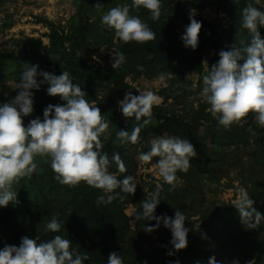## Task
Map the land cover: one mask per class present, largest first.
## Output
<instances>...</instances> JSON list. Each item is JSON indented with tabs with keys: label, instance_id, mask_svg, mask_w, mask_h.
Here are the masks:
<instances>
[{
	"label": "trees",
	"instance_id": "trees-1",
	"mask_svg": "<svg viewBox=\"0 0 264 264\" xmlns=\"http://www.w3.org/2000/svg\"><path fill=\"white\" fill-rule=\"evenodd\" d=\"M97 2L102 4L99 9L94 6ZM249 3L264 10L259 0H161L160 17L153 21L149 10L142 6L132 9L131 0H74L75 12L65 23L36 16L35 22L48 29L44 32L48 42L42 36L24 35L17 49L1 51L0 81L4 92L0 102L15 96L19 89L6 82L19 81L27 63L36 64L38 71L56 75L67 70L85 92V99L97 104L109 122L100 142L102 151L109 155V172L118 177L125 173L111 164L112 152L120 154L126 174L131 175L133 166L140 162L139 153L147 151L151 141L160 137L159 131L191 142L193 128L202 127V140H209L210 147L191 158L187 172L177 171L172 191L162 180L159 182L161 200L155 214L173 217L176 209L184 214V226L189 231L183 249L173 248L171 232L162 222L152 231L143 227L156 224L141 215V201L155 190L157 183L153 180L136 185L132 194L120 193L109 204H97V196L103 195L101 189L83 181L73 186L59 184L53 178L48 158L39 155L34 157L37 168L33 175L12 185L17 202L0 207V247L18 246L25 235L41 242L59 234L72 241L70 247L77 253L88 256L85 264H106L110 252L119 254L123 264H170L177 260L179 264H208L209 258L219 264H232L233 260L239 264H264V128L249 113L225 129L209 114L208 105L199 95L202 76L219 59L218 52L240 47L242 40L248 42L241 14ZM117 4H128L130 14L146 22L155 38L145 43H125L114 31L106 30L100 22L101 15ZM206 8L213 17L202 15ZM192 10L201 14L195 15ZM190 14L201 22L194 50L181 40ZM13 24L9 21L5 26ZM258 30L264 37V26ZM104 48L107 52L102 53ZM114 49L123 52L125 62L113 69L110 53ZM137 65H142V70ZM161 73L168 80L157 90L162 102L153 106L150 123L141 129L139 141L121 144L116 133L120 129L131 131L139 122L124 117L118 101L127 91L139 94V81L154 80ZM46 87L43 84L39 90H31L34 110L23 117L25 125L37 116L42 119V111L49 103H64L58 95H48ZM224 188L244 189L261 218L241 221L233 206L237 200L221 197ZM128 204L135 208L133 226L126 213ZM53 217L61 224L58 233L45 230Z\"/></svg>",
	"mask_w": 264,
	"mask_h": 264
},
{
	"label": "clouds",
	"instance_id": "clouds-1",
	"mask_svg": "<svg viewBox=\"0 0 264 264\" xmlns=\"http://www.w3.org/2000/svg\"><path fill=\"white\" fill-rule=\"evenodd\" d=\"M99 9L102 4L94 5ZM143 7L150 12L153 21L159 19L161 0H131V8ZM189 23L181 35L185 47L193 50L198 44V32L201 22L190 14ZM106 30L114 31V35L127 43L135 41L145 43L155 38L154 31L139 16L130 14L128 4H117L109 8L100 18ZM241 26L249 33V40L241 41V46H233L229 50L221 49L219 59L212 64L209 71L202 76V87L199 95L208 105L206 109L225 129L240 121L249 113H253L256 122L264 128V37L258 28L264 26V10L247 4L242 9ZM112 68L125 62L123 52L114 49L110 53ZM142 70V65H137ZM42 77L38 80L37 77ZM164 78V74H160ZM46 84V93L59 96L64 103H49L42 111V119L37 116L23 123V117L34 110L32 89L39 90ZM19 89L15 96L0 102V207L9 202H17V192L12 185L20 178H30L37 168L34 157L48 158L54 179L61 185H77L81 181L88 186L101 189L103 195L96 198L97 204H109L120 193L132 194L137 180L126 174L127 169L118 152H112L111 164L125 175L118 177L109 172L110 160L107 152L102 151L100 135L108 128V121L102 116L97 104L85 99V92L67 70L59 75L50 71L39 70L36 64H28L19 75ZM133 94L125 92L118 101L119 109L124 117L138 121L135 126L120 129L116 136L121 144H136L141 129L150 123L152 108L160 103V98L152 91H139ZM197 155L192 143L179 136H160L154 138L147 151L139 153V161L148 163L153 157L156 160L158 176L163 183L169 185V191L176 187L177 171L187 172L191 158ZM161 184L148 199L141 201V215L146 220H155V225H144L145 231H152L161 222L171 232V240L175 250L187 245L189 229L184 226L185 216L177 210L173 217L167 214H155L160 202ZM119 189V192L114 190ZM253 200L244 189L233 205L241 221L248 219L255 222L262 214L253 207ZM60 222L53 217L45 230L58 233ZM72 241L61 235L37 242L25 235L20 238L19 245L5 244L0 247V264H85L86 254H79L70 245ZM172 254L171 251L168 252ZM106 264H123L122 257L116 252L107 255ZM147 264V262H145ZM179 264V261L170 262ZM208 264H219L209 258ZM232 264H239L233 260Z\"/></svg>",
	"mask_w": 264,
	"mask_h": 264
},
{
	"label": "rangeland",
	"instance_id": "rangeland-1",
	"mask_svg": "<svg viewBox=\"0 0 264 264\" xmlns=\"http://www.w3.org/2000/svg\"><path fill=\"white\" fill-rule=\"evenodd\" d=\"M259 1L264 4V0ZM74 12V0H2L0 3V53L6 49H17L24 35L42 36L44 42H48V38L44 36V32L48 31V29L42 24L35 22L36 16H46L56 23H65ZM192 12L195 15L201 14L198 10H192ZM202 15L205 17L214 16V14H210L209 8L204 9ZM9 21H13L14 24L9 27L5 26ZM101 52H107L106 48L102 49ZM94 58L96 59L98 57ZM6 83L11 88H16L19 81L8 80ZM167 83L168 80L165 77L163 79L159 77L151 81L146 79L141 80L137 86L140 91L152 90L160 98V102H162L163 98L157 94V90ZM3 92V83L0 81V97ZM202 134V127L193 128L191 143L196 153L207 151L210 147L209 140H202ZM158 135L164 136L165 133L159 131ZM157 159L158 157H153L152 161L142 163L141 166L137 165L134 168L132 175L136 178L138 185L140 183L142 185L145 180H154L156 183L162 180L158 176L156 168ZM235 185L238 186L237 181H235ZM239 194V189L224 188L221 192V197L226 200L236 201L239 198ZM134 209L132 204H128L126 207V213L130 216V224L132 226L136 222L135 217L132 215Z\"/></svg>",
	"mask_w": 264,
	"mask_h": 264
},
{
	"label": "built area",
	"instance_id": "built-area-1",
	"mask_svg": "<svg viewBox=\"0 0 264 264\" xmlns=\"http://www.w3.org/2000/svg\"><path fill=\"white\" fill-rule=\"evenodd\" d=\"M94 57H95V56H94ZM142 163H143V162H139L138 164H136V165L133 166V168H132V174L134 173V172H133L134 168H135L137 165H140V166H141ZM132 174H131V175H132ZM148 175H150V174H148ZM148 177H149V176H148ZM150 179H151V178H150ZM153 181H154V180H153ZM154 182H155V181H154ZM140 184H141V183H140ZM140 184H139V185H140ZM136 185H138V184H136Z\"/></svg>",
	"mask_w": 264,
	"mask_h": 264
}]
</instances>
